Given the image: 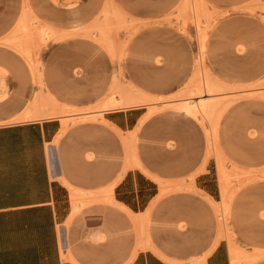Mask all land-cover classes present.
I'll list each match as a JSON object with an SVG mask.
<instances>
[{
    "label": "rangeland",
    "instance_id": "rangeland-1",
    "mask_svg": "<svg viewBox=\"0 0 264 264\" xmlns=\"http://www.w3.org/2000/svg\"><path fill=\"white\" fill-rule=\"evenodd\" d=\"M15 97L23 111L0 123L59 117L58 149L102 121L88 111L138 109L123 169L154 177L158 202H178L139 229L127 215L132 254L159 234L184 249L169 233L199 223L229 264H264V0H0V101ZM117 143L113 130L114 163Z\"/></svg>",
    "mask_w": 264,
    "mask_h": 264
},
{
    "label": "crops",
    "instance_id": "crops-1",
    "mask_svg": "<svg viewBox=\"0 0 264 264\" xmlns=\"http://www.w3.org/2000/svg\"><path fill=\"white\" fill-rule=\"evenodd\" d=\"M104 106H115L114 100ZM23 107L16 97L0 101V113L9 116ZM110 110L88 111L102 114V121L73 128L59 149L52 142L61 133L59 117L0 123V264H171L198 257L202 264H229L223 241L209 248L212 236L199 223L185 235L169 233L188 239L184 249H173L159 234L151 247L132 254V243L124 240L127 215L139 229L144 216L160 219L178 201L158 202L154 177L138 169L124 171V131L137 124L140 114L136 108ZM113 130L121 133L115 163ZM50 145L56 157L52 165ZM201 191L209 196L205 188ZM195 205L200 212L208 207L203 197Z\"/></svg>",
    "mask_w": 264,
    "mask_h": 264
},
{
    "label": "bare ground",
    "instance_id": "bare-ground-1",
    "mask_svg": "<svg viewBox=\"0 0 264 264\" xmlns=\"http://www.w3.org/2000/svg\"><path fill=\"white\" fill-rule=\"evenodd\" d=\"M222 90V89H221ZM210 91V90H209ZM208 91V89H207V92H209ZM200 101V100H199ZM195 102H196V100H195ZM200 103V102H199ZM216 103V102H215ZM219 103V102H218ZM114 104H115V102H114ZM179 104V103H178ZM182 104V103H181ZM196 104V103H195ZM218 105V104H217ZM177 106V105H176ZM179 106V105H178ZM177 106V107H178ZM190 106L191 105H189L187 102H183V105H182V107H184V108H190ZM193 106H195L194 104H193ZM201 106L205 109V108H207L208 109V111L210 110V111H212L213 110V103L211 102V101H201ZM181 107V108H182ZM192 107V106H191ZM197 107V106H196ZM186 109V110H187ZM198 109V108H197ZM197 109H195V112H196V110ZM198 111V110H197ZM189 112V111H188Z\"/></svg>",
    "mask_w": 264,
    "mask_h": 264
},
{
    "label": "built area",
    "instance_id": "built-area-1",
    "mask_svg": "<svg viewBox=\"0 0 264 264\" xmlns=\"http://www.w3.org/2000/svg\"><path fill=\"white\" fill-rule=\"evenodd\" d=\"M55 152H54V149H53V146L50 145L49 146V160H50V163L52 165V163L55 161ZM61 243L62 245H65V237L63 235V233H61Z\"/></svg>",
    "mask_w": 264,
    "mask_h": 264
}]
</instances>
